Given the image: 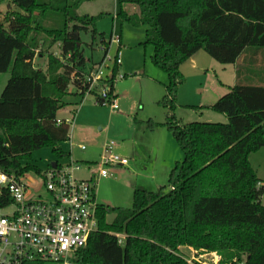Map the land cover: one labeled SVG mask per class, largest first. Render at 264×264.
<instances>
[{
    "label": "trees",
    "instance_id": "obj_1",
    "mask_svg": "<svg viewBox=\"0 0 264 264\" xmlns=\"http://www.w3.org/2000/svg\"><path fill=\"white\" fill-rule=\"evenodd\" d=\"M8 1L24 14L10 30L0 28V75L10 74L0 100V170L40 176L32 165L35 151L50 147L59 158H70L58 145L70 141L74 115L59 123L58 113L79 106L87 91L81 35L99 38L107 53L111 34L107 40L97 30L103 16L78 15L91 0ZM129 6L138 13L127 12ZM115 19L121 42L125 23L146 29L144 46L153 47V64L168 76L159 102L168 111L166 122L150 120L147 128H165L184 159L167 186L136 189L132 208L99 205V231L72 263L202 264L195 258L217 255L219 264H264V182L250 162L264 149V0H116ZM56 46L59 56L52 53ZM43 49L45 70L35 66ZM200 51L237 66L235 86L207 108L227 123L185 124L175 114L185 83L181 66ZM118 73L115 67L111 95ZM11 205L7 193L0 195V209Z\"/></svg>",
    "mask_w": 264,
    "mask_h": 264
},
{
    "label": "rangeland",
    "instance_id": "obj_2",
    "mask_svg": "<svg viewBox=\"0 0 264 264\" xmlns=\"http://www.w3.org/2000/svg\"><path fill=\"white\" fill-rule=\"evenodd\" d=\"M127 12L134 14L138 13V10L133 6H129ZM77 13L82 17L103 16L97 23V30L100 34H104L107 40L109 39L116 13V0H91L80 5ZM23 14L18 7L8 0H2L0 3V28L10 30L14 19ZM81 40L87 61L86 70H89L93 65L100 64L103 61L105 53L100 48L99 38L94 41L90 33H83ZM145 40V28H136L129 23L124 24L123 43L120 51L122 65L119 67V75H122L124 79L118 80L114 93L119 110L113 111L109 106L98 105L96 97L91 96L83 100L77 107H67L59 111L58 117L65 120L72 119L73 110L77 113L75 120L72 122L71 141L58 145L65 154L71 153L75 162L99 163L104 155L106 145L114 142L116 144L114 154L129 159L131 165L134 166L133 152L135 147L140 150L139 146L142 147L143 145L155 151L156 144H154V141L158 138L157 135L168 133L165 128H163L165 130L158 128L156 131L151 132L146 127L148 126L146 122L150 119L158 124L166 122L168 111L159 104L166 94V89L158 80L162 78V82L167 84L168 76L153 64L154 49L151 46L145 47ZM117 51L118 46L112 45L109 56L115 58ZM41 53L45 56L36 58L35 66L37 68H42L43 64L47 62L46 50L43 49ZM52 53L59 56V46L54 47ZM194 58L195 63L190 64L191 58L180 69L185 83L178 92V103L175 112L177 118L185 124L227 123L228 120L225 116L207 108L222 100L232 90L233 82L229 83L228 80V77L232 74L228 67L231 66L219 64L204 51L198 52ZM225 68L227 69L226 72L222 71ZM9 80L10 74L0 75V100L5 95ZM71 92H75L73 87H71ZM196 106L199 107L196 109ZM81 113H83L82 117L80 116ZM141 121H144L145 125H141ZM170 136L173 139V145L172 147L170 145L169 151L174 155H178V162H182L184 159L183 152L173 136L171 134ZM136 144L139 146H136ZM72 145L73 147H71ZM81 147H85L86 151L81 152ZM32 158V165L38 167L42 172L47 171L53 163L65 164L69 161L66 158H59L50 147L35 151ZM251 162L258 176L264 182V149L253 154ZM96 170H98V167L93 169V171ZM110 174L114 178L112 180L114 184H100L96 188L98 203L110 208H132L134 195L133 174L127 169L119 167L110 169ZM77 176H81V174ZM37 180L36 174L29 173L27 175L26 183L30 184L29 190L33 193V198L38 195H42V197L46 195L45 189L39 186L41 183ZM166 185H168V182ZM262 202L264 204V196ZM13 210V207L0 210V216H8ZM113 218L114 215H109L107 221L110 223ZM182 252L186 253L189 259L194 257L193 252L185 248L182 249ZM195 259L202 264H216L217 261L212 255Z\"/></svg>",
    "mask_w": 264,
    "mask_h": 264
},
{
    "label": "built area",
    "instance_id": "obj_3",
    "mask_svg": "<svg viewBox=\"0 0 264 264\" xmlns=\"http://www.w3.org/2000/svg\"><path fill=\"white\" fill-rule=\"evenodd\" d=\"M120 44L114 17L110 48L103 61L86 73L87 91L84 94L79 92L83 100L94 96L98 105L109 106L113 111L119 110V106L115 95L109 91L108 83L114 78V68H119L122 61L119 50L115 58H111L109 53L112 45L119 48ZM123 79L118 73L114 82ZM115 147L114 142L106 145L104 155L96 165L98 178H110V169L129 166V159L114 154ZM85 149L81 147V150ZM80 169L81 166L72 160L51 166L36 176L46 194L36 198L29 190L30 184L26 183L27 175L18 177L0 170V195L7 193L14 208L10 215L0 216V264L35 261L73 264L74 256L87 246L90 236L99 231V204L95 192L98 181L77 179L75 174ZM212 256L219 264L220 258Z\"/></svg>",
    "mask_w": 264,
    "mask_h": 264
},
{
    "label": "crops",
    "instance_id": "obj_4",
    "mask_svg": "<svg viewBox=\"0 0 264 264\" xmlns=\"http://www.w3.org/2000/svg\"><path fill=\"white\" fill-rule=\"evenodd\" d=\"M122 43L123 42H121V47H122ZM190 62H191L190 64L195 63V58L193 57L190 60ZM259 65L260 66L263 65L262 58H260ZM94 66L95 65L90 67L89 70H86V73L89 72ZM230 66L231 67H228V68H230L229 70H230V73H232V74H230V76L228 77V80H229V83L231 81L233 82V87H234L236 84V81H237L236 80L237 66L236 65H230ZM41 69H44V70L46 69V63L43 64ZM226 70H227L226 68L222 69V71H224V72H226ZM158 81H159V83H162V85L164 86V89H166L167 84L162 82V78H160ZM198 107L199 106H196V108H198ZM76 114H77L76 111L73 110L72 119H73V115H74V120H75ZM82 114L83 113L80 114L81 117L83 116ZM80 116H79V118H80ZM58 120L62 121L65 119H61L58 117ZM150 120H152V119H150ZM141 125H145V122L141 121ZM160 128H161V130H165L162 127H160ZM156 130H154V131H156ZM154 131H151V132H154ZM157 136H158V138H156L154 141V144H156L154 147L155 151L150 150V148H148L147 146L142 145V147H140L138 144H136V146H139L140 150L138 149V147H135V150L133 152V159L135 161L134 166L131 165V163H130L128 167H124L125 169L130 171L131 174H133L132 178L134 180L133 181L134 182V191L136 189H142V190H147V191H157L160 188L167 186L166 183L169 182L170 174H171L175 164L179 161V160H177L178 155H176V154L174 155L173 153H171L169 151L170 145H171V147L173 145V139L171 138L169 132L166 133L165 135L163 133H159V135H157ZM70 141H71V133H70ZM71 147H73V145ZM80 150H81V148H80ZM84 151H86V149ZM84 151L81 150V152H84ZM69 155H70V158L67 160L74 161L72 158V154L70 153ZM251 157H252V155H251ZM251 157H250V162H251ZM76 163H78L81 166V169L78 172H76V174H75L77 179H79V180H92L93 179L96 182L98 181L97 187H99L100 184H105V185H113L114 184L113 183L114 181L112 182V180H114L113 177H110L107 179L98 178V171L97 170L93 171V169L96 167L98 162H85V161L79 162L78 161ZM251 165H252V162H251ZM129 167L130 168L132 167L131 170ZM78 174H81V176H77ZM258 178L261 181H263L259 176H258ZM96 198H97V202H98V192H97ZM98 204L101 205L100 203H98Z\"/></svg>",
    "mask_w": 264,
    "mask_h": 264
},
{
    "label": "water",
    "instance_id": "obj_5",
    "mask_svg": "<svg viewBox=\"0 0 264 264\" xmlns=\"http://www.w3.org/2000/svg\"><path fill=\"white\" fill-rule=\"evenodd\" d=\"M52 166L55 167L56 166V163H53Z\"/></svg>",
    "mask_w": 264,
    "mask_h": 264
}]
</instances>
